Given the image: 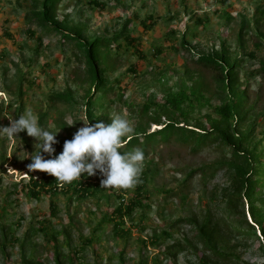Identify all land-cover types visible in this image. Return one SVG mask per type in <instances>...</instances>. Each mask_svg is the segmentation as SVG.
<instances>
[{
    "label": "rangeland",
    "instance_id": "374dc122",
    "mask_svg": "<svg viewBox=\"0 0 264 264\" xmlns=\"http://www.w3.org/2000/svg\"><path fill=\"white\" fill-rule=\"evenodd\" d=\"M224 1L62 0L57 18L78 27L87 39H111L125 23V31L136 39L131 46L122 38L111 42L106 76L112 90L97 102L103 108L96 109L97 120L91 122L85 116L89 81L81 54L70 43H62L60 35L29 22L33 0H0V127L31 110L42 126L60 130L59 141L71 139L83 123L110 124L119 116L133 129L123 138L127 140L140 127L147 133L160 129L148 122L165 98L194 89L202 101L193 103L192 109L183 102L186 118L176 111L170 116L189 127L208 129L218 119L211 107L222 101L215 72L198 65L196 58L219 52L223 44L240 61L238 80L251 109L241 130L253 122V135L263 139L264 75L258 71L264 63V0ZM148 17L155 23L144 30L140 23ZM198 19L202 21L197 23ZM157 48L161 54L154 52ZM65 92L72 95L69 104L51 100ZM36 143L26 131L12 139L0 134V264H55L57 257L62 264H198L199 258L209 255L199 239V227L208 217V228L216 226L232 177L226 167L231 152L218 141L196 151L174 137L150 143L142 163V171L148 173L143 207L124 220L122 237L114 234L107 218L135 195L134 187L94 193L97 184L91 178L85 184L92 192L85 196L75 192L78 187L68 186L33 198L29 179L47 175L27 170L31 162L27 154L35 152ZM246 219L251 224L247 213ZM254 231L256 237L236 238L218 223L213 240L223 253L232 255L230 264H264V241L257 226Z\"/></svg>",
    "mask_w": 264,
    "mask_h": 264
},
{
    "label": "trees",
    "instance_id": "16d2710c",
    "mask_svg": "<svg viewBox=\"0 0 264 264\" xmlns=\"http://www.w3.org/2000/svg\"><path fill=\"white\" fill-rule=\"evenodd\" d=\"M61 1L33 0L34 9L29 13L30 16L27 19L38 27L45 29L46 32L60 35L62 43H70L81 54L84 60L86 78L89 81V86L85 93V116L92 122L93 118L97 120V116L94 114L96 109L103 108V104L97 105V102L103 100L104 94L112 90L108 86L109 81L106 76L108 69L106 64L107 51L111 42H116L122 38L131 46L136 39L125 31L127 23L123 26L122 31L113 35L111 39L104 37L87 39L82 35V31L78 27L69 26L66 24L65 19L59 20L57 18V7ZM222 2L224 3L225 1L222 0ZM90 4L94 5L97 3L96 1H91ZM201 21L202 19H198L196 22L200 23ZM154 23L155 20L148 17L140 24L144 30H149ZM242 29H240L238 39H240ZM27 32L29 36H34V32L29 30ZM38 40L41 39L38 38ZM181 44L186 47L183 41ZM154 52L162 53L158 48ZM196 63L215 72L216 90L222 102L220 105L212 106L211 109L218 116V119L212 120V124L208 129L200 125L192 128L183 122L173 119L170 116L171 111H176L183 118H186L187 113L181 107L183 102L186 101L187 106L192 109L193 103L199 104L203 99L200 93L195 92L194 89H192L193 93L190 94H186L184 91L178 92L167 96L159 108V112H154L150 117L148 124L161 125V128L147 133L146 129L140 127L130 138L127 140L123 139L122 144H124V147L120 151L130 152L139 147L145 155L146 147L150 143H155L158 140L167 142L173 137L180 143L192 145V151H196L206 143L215 141L230 150L231 158L226 162V167L231 172L232 177L229 187L224 190L225 192L222 195L225 206L221 209L222 214L216 226H213L212 229L208 228V224L211 221L210 217H208L206 223L199 227V239H201L203 250L208 252L209 255L198 259V264H230L233 262L232 255L223 253L213 240L214 234H217L218 223L236 238L256 237L254 227L257 226L264 241V145L262 144L264 138L256 140V136L253 135V122H249L244 131L241 130L251 109L248 105L246 90L245 88H240L238 80L240 61L233 58L222 44L219 52L212 51L211 53L198 55ZM258 72L264 75V63H262ZM190 97L193 99H190ZM51 100L69 104L73 99L70 93L65 92L53 95ZM163 116L167 118V121L161 123L160 119ZM64 141L59 140L53 146L56 149L55 152L62 151ZM43 155L47 156V154ZM147 176L148 173L146 171L141 172L139 182L133 186L136 191L135 195L124 204L120 203L112 211L110 218H107L112 220V230L116 236L122 237L125 235L121 229L124 220L130 218L136 209L143 207L141 194L146 186ZM91 178L97 184L93 186L94 193L110 189L101 187L102 177L98 173L91 177L85 175L80 180L73 181L70 184L58 182L55 177L47 174L40 180L30 178L27 186L30 188L29 194L33 198H39L41 194L54 195L57 191L68 186L78 187L75 192H80L81 195L85 196L92 192V189L85 184ZM128 189L130 188L121 189V191L124 192ZM121 194L117 196L119 199L122 198ZM246 213L251 224L246 219ZM234 216V220H231L230 217ZM161 234L164 236L168 235L164 232ZM24 264L33 263L26 261ZM55 264H62L58 257L55 259Z\"/></svg>",
    "mask_w": 264,
    "mask_h": 264
},
{
    "label": "clouds",
    "instance_id": "9594fccd",
    "mask_svg": "<svg viewBox=\"0 0 264 264\" xmlns=\"http://www.w3.org/2000/svg\"><path fill=\"white\" fill-rule=\"evenodd\" d=\"M9 120V126L0 127V134L12 139L26 131L37 141L35 152L30 157L27 154L31 161L26 166L29 172L47 173L56 181L69 184L85 175L91 177L98 173L104 188L127 189L139 182L144 152L141 149L120 151L123 138L133 131L125 118H112L110 124L83 123L70 140L63 142L62 151L55 156L53 146L58 143L56 136L60 130L52 131L42 126L31 110L20 114L18 119Z\"/></svg>",
    "mask_w": 264,
    "mask_h": 264
},
{
    "label": "built area",
    "instance_id": "2783aa9c",
    "mask_svg": "<svg viewBox=\"0 0 264 264\" xmlns=\"http://www.w3.org/2000/svg\"><path fill=\"white\" fill-rule=\"evenodd\" d=\"M123 201V200H122Z\"/></svg>",
    "mask_w": 264,
    "mask_h": 264
}]
</instances>
